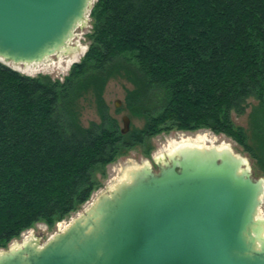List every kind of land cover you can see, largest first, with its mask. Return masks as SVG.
I'll list each match as a JSON object with an SVG mask.
<instances>
[{"label": "trees", "instance_id": "16d2710c", "mask_svg": "<svg viewBox=\"0 0 264 264\" xmlns=\"http://www.w3.org/2000/svg\"><path fill=\"white\" fill-rule=\"evenodd\" d=\"M90 16L89 48L64 79L0 61V248L78 211L99 172L154 136L207 129L251 150L234 120L251 98L264 136V0H97ZM115 74L145 119L128 133L103 97ZM90 93L100 122L85 126Z\"/></svg>", "mask_w": 264, "mask_h": 264}, {"label": "water", "instance_id": "95a60500", "mask_svg": "<svg viewBox=\"0 0 264 264\" xmlns=\"http://www.w3.org/2000/svg\"><path fill=\"white\" fill-rule=\"evenodd\" d=\"M96 1L0 0V60L33 64L70 51ZM122 120L128 133L131 118ZM219 146L183 145L156 167L127 169L44 245L0 248V264H264V177Z\"/></svg>", "mask_w": 264, "mask_h": 264}, {"label": "rangeland", "instance_id": "374dc122", "mask_svg": "<svg viewBox=\"0 0 264 264\" xmlns=\"http://www.w3.org/2000/svg\"><path fill=\"white\" fill-rule=\"evenodd\" d=\"M91 32L92 18L89 15L85 24L76 29L75 35L70 42L72 45V49L70 51H65L51 56L52 60L47 63L45 62L46 60L43 61L38 71L33 73L20 72L30 76L49 75L52 78L64 79L73 64L80 61L87 52L91 42L88 35ZM0 61L5 63L3 60ZM6 65H11L10 67H13L14 69H16L15 66H17L15 64ZM133 88V81H131V79H129L125 74H115L108 81L103 93L104 100L109 107V112L118 119L121 129L124 127L122 120L123 116H130V131L135 128H142L145 124L144 118L132 115L126 108L127 92ZM118 100L121 101L120 106L116 105ZM80 104L81 121L83 125L90 126L93 121L100 122V114L93 93H90L81 99ZM257 104L258 101L251 98L249 100V106L244 114H234L235 122L242 126L247 132L248 144L251 150H247L245 146L238 144L230 137L213 133L207 129L192 133L172 131L170 133L159 134L152 137L147 144L139 145L131 149L126 154L119 156L114 162L107 165L105 167V175H102L99 172L97 174V180L99 182L98 188L94 191L90 200L87 201L78 211L72 213L69 217L53 226H49L45 223H37L31 229L24 231L19 238L13 240L10 243V246L14 243H22L23 240L30 236L31 238L37 239L40 245H44L55 234L64 230L78 215L83 213L101 193L108 191L111 187L124 179V172L127 169L143 164L144 162H149L156 167L155 161H157L159 157H165L169 153V151L164 150L168 142L171 139L180 138L181 135L195 136L197 134H206L210 140H215V145L229 143L236 153H240L248 159L251 170L256 177H264V136L262 130L255 126L253 120L254 108ZM209 143L207 146L212 145L211 142ZM260 214L264 216V204L260 208Z\"/></svg>", "mask_w": 264, "mask_h": 264}, {"label": "bare ground", "instance_id": "6f19581e", "mask_svg": "<svg viewBox=\"0 0 264 264\" xmlns=\"http://www.w3.org/2000/svg\"><path fill=\"white\" fill-rule=\"evenodd\" d=\"M69 49L70 50L72 49V45L71 44H70ZM51 60L52 59L50 57L45 62L47 63V62H49ZM41 64H42V62H37V63H33V64H15V65H17V66H15V68L18 69L21 72L33 73V72L39 70ZM20 65H22V66H20ZM214 141L210 140V138L206 134H197L195 136L181 135L180 138H178V139H171L168 142V144L165 146L164 150L165 151H169V153H173L176 149H178L179 147H181L183 145H189V146H192V147H194V146L199 147V146H202V145H208L209 142H211V144L214 145V143H215ZM219 147L223 148V149H226V148H229L230 145L228 143H222V144H220ZM126 171L124 172V177L126 176ZM29 241H32L31 236L27 237L25 240H23L22 243H14L13 247L14 248L15 247H19L23 243H26V242H29Z\"/></svg>", "mask_w": 264, "mask_h": 264}]
</instances>
